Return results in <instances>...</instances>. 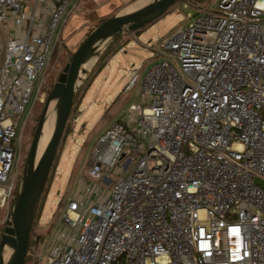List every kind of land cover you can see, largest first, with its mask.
Returning <instances> with one entry per match:
<instances>
[{
    "label": "built area",
    "instance_id": "1",
    "mask_svg": "<svg viewBox=\"0 0 264 264\" xmlns=\"http://www.w3.org/2000/svg\"><path fill=\"white\" fill-rule=\"evenodd\" d=\"M75 2L0 0L7 220L20 131ZM154 56L142 102L95 141L96 186L79 184L83 197L67 200L46 257L27 254L32 264H264V0H219ZM137 81L134 70L124 91ZM117 167L125 175L113 182ZM101 183L111 185L101 192Z\"/></svg>",
    "mask_w": 264,
    "mask_h": 264
},
{
    "label": "rangeland",
    "instance_id": "2",
    "mask_svg": "<svg viewBox=\"0 0 264 264\" xmlns=\"http://www.w3.org/2000/svg\"><path fill=\"white\" fill-rule=\"evenodd\" d=\"M151 1L76 0L74 7L65 16L58 30L53 53L38 96L34 103L28 106V109L31 107L30 112L21 128L19 138L20 149L16 168L19 178L22 175L27 153L46 98L58 76L69 63L72 54L85 39L87 32L104 19L135 10ZM218 1L178 0L159 20L142 28L140 37L131 39L129 45L119 50L108 62L105 70L86 93L76 115L78 121L74 123L76 118L72 120L73 116H71L69 129L62 136L56 163L51 172L49 183L46 185L44 204L30 234L31 245L28 249L30 255L46 257L57 229H59L61 212L67 200L83 197L79 184L84 181L85 185L90 188L96 186L97 182L88 176V161L95 141L101 133L99 129L103 124L122 117L128 111L129 104L137 100L141 92L144 73L158 60L154 56L158 43L186 27L192 18L212 10ZM188 15L192 18H188ZM124 35L126 39L133 37V34ZM158 52L160 53V50ZM97 60L88 70L86 76L81 79L76 90L82 87L83 82L87 80L88 74ZM134 70L138 71V81L130 90L119 95L130 82V73ZM49 106L51 111L49 113L47 111L45 123L49 117L53 118L51 117L50 133L46 144L55 122V104L51 103ZM83 125L85 127H82ZM122 175H125V172H120L117 167L114 172L109 174V177L114 182ZM110 185L111 183H101V192H104V188L108 189ZM6 221L5 211H0V231L4 229ZM37 237L40 239L35 244ZM3 254L10 255L7 249ZM26 260L27 264H32L31 256L27 255Z\"/></svg>",
    "mask_w": 264,
    "mask_h": 264
},
{
    "label": "water",
    "instance_id": "3",
    "mask_svg": "<svg viewBox=\"0 0 264 264\" xmlns=\"http://www.w3.org/2000/svg\"><path fill=\"white\" fill-rule=\"evenodd\" d=\"M177 1L152 0L148 5L137 10L115 15L97 26L75 50L50 90L35 128L18 191L10 208L9 219L0 235V264H25L26 262L31 226L70 116L74 93L79 82L88 72L85 65L91 60L95 62L112 42L124 34L138 31L159 20ZM51 103L55 104L53 130L36 161L45 117ZM38 240L37 237L36 243ZM6 249L10 252V256L4 262L3 252Z\"/></svg>",
    "mask_w": 264,
    "mask_h": 264
},
{
    "label": "trees",
    "instance_id": "4",
    "mask_svg": "<svg viewBox=\"0 0 264 264\" xmlns=\"http://www.w3.org/2000/svg\"><path fill=\"white\" fill-rule=\"evenodd\" d=\"M173 6V5H172ZM114 16H111L109 18H112ZM109 18L107 19H104L102 21H100L96 26L92 27L90 31L87 32L86 34V37L97 27L99 26L101 23H103L104 21L108 20ZM153 24V23H152ZM150 24V25H152ZM149 26V25H147ZM133 34H135L136 36H139L141 34V29L138 30V31H135V32H132ZM85 37V38H86ZM126 36L123 35L122 37H120L119 39L115 40L114 42H112L105 50L104 52L98 57V60L96 62V64L94 65V67L92 68L91 72L88 74V77H87V80L83 82V85L82 87H79L76 92L74 93V96H73V105H72V109H71V112H70V116L68 118V122L66 124V127H65V130H64V133H66V131L69 129V119L71 118V116H73L72 120L76 118V115L78 113V110H79V107H80V104L82 102V99L84 98L85 94L87 93V91L90 89L94 79L99 75V73L105 68V66L107 65V63L109 62V60L119 51L121 50L123 47H125L129 40H127L125 38ZM73 55V54H72ZM118 122H122V121H118ZM60 145V144H59ZM59 148V146H58ZM57 155H58V149H57V152H56V155H55V158H54V161H53V164H52V167H51V170H50V174H49V177H48V181H47V184L49 183V179H50V175H51V172L55 166V163H56V159H57ZM46 184V185H47ZM47 187V186H46ZM46 190V188H45ZM45 190L40 198V202H39V206H38V209H37V212H36V215H35V218H34V221L32 223V226H31V230H30V234L33 230V226H34V223L37 219V217L40 215V212L42 210V206L44 204V197H45ZM40 239V237H39ZM39 241V240H38ZM37 241V243H38ZM35 243V244H37ZM31 245V241H30V238H29V246ZM27 264V260H26V263Z\"/></svg>",
    "mask_w": 264,
    "mask_h": 264
},
{
    "label": "bare ground",
    "instance_id": "5",
    "mask_svg": "<svg viewBox=\"0 0 264 264\" xmlns=\"http://www.w3.org/2000/svg\"><path fill=\"white\" fill-rule=\"evenodd\" d=\"M149 3H150V2H149ZM149 3H147V4H145V5L141 6V7H144V6L148 5ZM138 5H141V4H138ZM138 5H137V6H138ZM141 7H139V8H141ZM139 8H137V9H139ZM137 9H135V10H137ZM131 11H134V10H131ZM131 11H126V12H124V13L131 12ZM93 62H94V61L91 60L89 63H87V64L85 65V69L89 70V69L91 68ZM94 63H95V62H94ZM49 108H50V106L48 107V113L51 111V109H49ZM50 116H51V115H50ZM51 117H52V116H51ZM51 117H49V118L47 119V121H46V123H45V126H44V128H43L42 135H41V138H40V141H39V145H38L36 161L38 160V158L40 157V155H41L43 149L45 148L44 146H45V144H46L47 137L49 136V133H50L49 128H50V126H51V120H52V118H53V117H52V118H51ZM9 253H10V252H9ZM8 256H10V255H5V254H3L4 262H6V261L8 260V258H9Z\"/></svg>",
    "mask_w": 264,
    "mask_h": 264
},
{
    "label": "crops",
    "instance_id": "6",
    "mask_svg": "<svg viewBox=\"0 0 264 264\" xmlns=\"http://www.w3.org/2000/svg\"><path fill=\"white\" fill-rule=\"evenodd\" d=\"M129 34H133V33H129ZM141 35V34H140ZM140 35L139 36H136L135 34H133L132 36V38H127V40H129V42H130V40L131 39H133V38H137V37H140ZM129 42H128V44L125 46V47H127L128 45H129ZM125 47H123L122 49H124ZM121 49V50H122ZM112 59V58H111ZM110 59V60H111ZM109 60V61H110ZM108 64V63H107ZM107 66V65H106ZM105 66V67H106ZM105 70V68L99 73V75L94 79V81H93V83L97 80V78L102 74V72ZM92 83V84H93ZM89 91V90H88ZM87 91V92H88ZM125 91L123 90V92H121L119 95H121L122 93H124ZM141 93V92H140ZM140 93H139V96L137 97V100H135L134 102H132V103H130L129 104V106H128V108L131 106V105H133V104H136V103H139V102H142V100H141V98H140ZM86 95V94H85ZM85 97V96H84ZM118 98H119V96H118ZM84 99V98H83ZM83 99H82V101H83ZM116 100V99H115ZM81 104H82V102H81ZM81 104H80V106H81ZM79 111V110H78ZM126 114V113H125ZM125 114L122 116V117H120L119 119L118 118H116V119H114V120H112V121H110V122H108V123H106V124H103L102 126H101V128L99 129V132H103L111 123H113V122H117V121H123V119H124V117H125ZM77 119V121H78V118H76ZM82 127H85V125H83Z\"/></svg>",
    "mask_w": 264,
    "mask_h": 264
}]
</instances>
